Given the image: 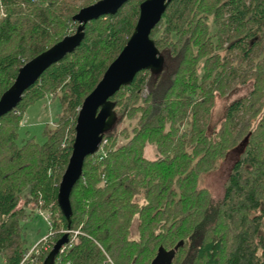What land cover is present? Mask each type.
Instances as JSON below:
<instances>
[{"label": "trees", "instance_id": "trees-1", "mask_svg": "<svg viewBox=\"0 0 264 264\" xmlns=\"http://www.w3.org/2000/svg\"><path fill=\"white\" fill-rule=\"evenodd\" d=\"M99 1L0 0V99L21 68L77 31L75 15ZM144 1L89 22L81 45L0 119L4 264H43L67 232L55 264H264V0L170 4L151 33L161 70L139 73L110 99L115 122L85 160L70 228L60 210L79 112L133 35ZM250 83L209 133L217 94ZM48 95L62 107L56 126L46 128L44 144L19 142L26 109ZM148 147L155 160L146 157ZM232 157L215 201L203 180ZM24 194L27 205L52 211L50 233L33 250Z\"/></svg>", "mask_w": 264, "mask_h": 264}, {"label": "water", "instance_id": "water-1", "mask_svg": "<svg viewBox=\"0 0 264 264\" xmlns=\"http://www.w3.org/2000/svg\"><path fill=\"white\" fill-rule=\"evenodd\" d=\"M173 1L146 0L140 5V15L133 35L82 105L75 128L72 156L58 193V205L68 221L69 228L73 215L71 196L83 176L85 160L100 151L104 134L115 122L114 105L110 99L122 88L131 86L139 73L158 72L163 66L160 51L151 38V33L161 22ZM128 2L129 0H101L79 11L74 17V21L79 24L74 35L66 37L21 68L12 88L0 99V119L18 107L26 92L48 69L61 62L81 45L89 22L116 15ZM69 240L67 232L54 244L43 264H55L56 258Z\"/></svg>", "mask_w": 264, "mask_h": 264}, {"label": "rangeland", "instance_id": "rangeland-1", "mask_svg": "<svg viewBox=\"0 0 264 264\" xmlns=\"http://www.w3.org/2000/svg\"><path fill=\"white\" fill-rule=\"evenodd\" d=\"M76 31L72 32L74 35ZM69 35V36H71ZM252 89V84L235 85L227 91L225 95L217 94L215 103L210 117V132L219 127L226 116L229 106L239 98L247 96ZM62 113V107L58 99H53L48 95L33 102L25 111L23 120L19 129V142L35 138L38 144H44L46 141V128L53 129L56 126L59 115ZM156 150L153 147H148L146 157L149 159L156 158ZM234 157L226 160L222 166L216 171L207 176L203 180L205 186L210 192L215 201H219L224 195V187L226 179L230 173L234 163ZM30 197L23 195L20 207H25L26 213L31 215L27 218L24 225V233L27 241V247L33 250L39 243L47 238L50 233L49 221H51L52 211L50 209H37L36 205L31 203ZM42 205V204H41ZM135 227V226H134ZM132 237L136 239L138 233L136 229L132 230ZM0 264H4L3 258L0 256Z\"/></svg>", "mask_w": 264, "mask_h": 264}, {"label": "built area", "instance_id": "built-area-1", "mask_svg": "<svg viewBox=\"0 0 264 264\" xmlns=\"http://www.w3.org/2000/svg\"><path fill=\"white\" fill-rule=\"evenodd\" d=\"M76 234H78V233L76 232Z\"/></svg>", "mask_w": 264, "mask_h": 264}]
</instances>
